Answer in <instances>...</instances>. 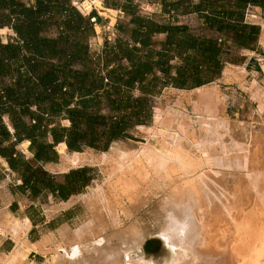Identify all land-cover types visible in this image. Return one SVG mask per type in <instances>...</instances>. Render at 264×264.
Here are the masks:
<instances>
[{"label":"crops","instance_id":"0c3cea01","mask_svg":"<svg viewBox=\"0 0 264 264\" xmlns=\"http://www.w3.org/2000/svg\"><path fill=\"white\" fill-rule=\"evenodd\" d=\"M56 1L62 12L61 17H55L59 21L67 14L65 10L69 8V0ZM101 4L100 9L95 10L98 18L96 22H90V32L86 38L88 55L93 61L87 65L101 71L100 75L113 66H103L105 41L108 39L114 43L116 38H120L131 46L135 27L132 23L140 17L153 21L159 30L185 25L195 37H218L221 40L217 44L221 46L219 75L193 88L181 89L168 84L154 95H147L151 119L158 107L155 102L157 96L166 90L168 93L191 94L198 88H218V83H238L250 74H257L256 70L260 69L261 63H256L254 68L251 64L256 62V55L264 53L260 41L264 32V0H101ZM31 6H35V0H0V43L10 44L0 48V255H6L17 247L8 231L14 220L20 225L29 224L22 234L28 244H40L42 241L46 247L49 235L59 240L62 230L70 228V218L66 216L86 200V195L102 174L98 157L116 145L141 142L144 131L140 127L149 125H134L124 135L110 140L106 147L104 143L108 134L102 135L94 147L82 142L78 150L68 148L67 142L73 141L71 122L64 118L63 112H48L45 103L41 104V99L34 97V90L45 91V87H41L34 77L29 61L25 62V58L29 59V52L13 29V24L20 19L17 12L23 13ZM81 15L85 20L88 17V13L81 12ZM217 22L228 23L227 31L219 32L215 26L209 25ZM247 25L255 27L249 28ZM255 29H258L256 41L249 48L240 46L239 40H236L239 33L243 32L244 35L250 31L253 35ZM59 34L55 24H50L40 33L52 38ZM165 38L166 32L154 33L153 48L160 50ZM16 44L20 49L17 50L18 56L14 57L11 52ZM136 45L139 46V43ZM143 55L144 51L140 50L136 52L133 63L123 57L121 64L130 69ZM153 58H158L157 52ZM167 58L169 64L174 66L171 73L176 65L184 62L174 49L167 52ZM95 60L98 61L96 64ZM65 65L72 70L71 77L63 83L66 85H70L75 81V75L79 76L88 68L78 62ZM240 69L244 73L237 78L235 74ZM255 81V86L259 85ZM141 95L137 89L133 91L134 97ZM76 99L74 94L69 107L75 105ZM102 112L106 113V110L102 109ZM61 144L64 145L63 153L58 150ZM73 154L86 155V161L83 159L79 164L72 165L68 158ZM33 249L26 253L24 263L38 264L49 253L43 254Z\"/></svg>","mask_w":264,"mask_h":264},{"label":"trees","instance_id":"16d2710c","mask_svg":"<svg viewBox=\"0 0 264 264\" xmlns=\"http://www.w3.org/2000/svg\"><path fill=\"white\" fill-rule=\"evenodd\" d=\"M65 12L67 14L63 19L55 20L56 16L62 15L58 2L35 0L34 7L25 9L23 13L17 12L20 19L13 24V29L29 52V59L25 58V62L29 61L34 77L41 87H45V91L34 90V97L40 98L41 104L45 103L48 112H63L64 118L71 122L73 141H66L68 148L78 150L82 142L94 147L102 135L108 134L104 143L106 147L110 140L124 135L134 125L150 122L151 106L147 95H154L168 84L181 89L193 88L220 73L222 63L218 57L221 46L217 44L221 40L218 37H195L185 25L159 30L153 21L140 17L132 23L135 27L132 30L131 46L120 38H116L114 43L108 39L105 41L103 66H113L100 75L101 71L87 65L93 63L88 55L86 38L90 32V22L94 23L98 18L95 9L88 13L85 20L69 0V8ZM50 24H55L59 29L60 34L55 38L40 35ZM209 25L215 26L219 32L227 31L228 28V23ZM159 32H166V38L161 49L155 50L152 35ZM242 34L240 32L236 40H239L240 46L249 48L257 39L258 29H255L253 35L250 31ZM9 45L0 43V48ZM16 47L11 52L14 57L18 56L17 50L20 49L18 44ZM172 49L184 59L182 64L175 66L173 73L171 68L174 66L169 64L167 58V52ZM140 50L144 51L143 58L130 69L123 67L121 59L125 57L133 63L136 52ZM155 52L158 56L156 60L153 58ZM71 62L82 63L88 68L80 72L79 76L75 75V81L70 85H66L63 83L71 77L72 70L65 63ZM97 62L95 60V64ZM135 89L142 95L134 97ZM74 94L77 96L76 103L69 107Z\"/></svg>","mask_w":264,"mask_h":264},{"label":"rangeland","instance_id":"374dc122","mask_svg":"<svg viewBox=\"0 0 264 264\" xmlns=\"http://www.w3.org/2000/svg\"><path fill=\"white\" fill-rule=\"evenodd\" d=\"M100 2L101 0L94 2L96 9H100ZM262 28L264 31V22ZM256 63H261L260 69L256 70L257 74H250L238 83H218V88H198V91L190 92L191 94L168 93L167 90L160 93L155 100L158 107L155 108L149 125L140 127L144 131L141 142H128L125 146H118L136 152L141 143L152 139L196 167H201L196 174L206 173L210 186L216 193L223 189L230 190L238 199L239 208H247L250 205L247 196L250 185L257 179H264V53L256 55L252 68ZM255 79L259 83L255 89L263 91V96L255 90L251 91V87L248 88L251 82L256 83ZM242 84L246 86L243 87ZM108 172L109 167L102 164V174L89 193L102 186ZM144 174L145 178L143 176L137 179L139 184L137 183L136 194L130 199L122 200L118 222L102 231L96 225L92 226V230L95 228L92 236L96 234V250H103L105 247L125 248V244L128 241L130 244L134 236L142 235L144 240L141 246L132 249L133 254H130L134 258L141 254L154 261L153 264H166L171 259V249L157 235L166 210L175 207V187L178 180L176 178L173 182L160 178L154 164L146 163ZM85 201L66 216L70 218V228L62 230L59 240L48 236L46 247L43 245L44 252L38 251L49 253L38 264L53 263L56 260L54 251L70 250L71 244H74L71 241L72 232L90 219V209ZM85 256L86 264L94 260L91 255L88 258L84 253L78 259L84 261ZM81 257H84L83 260ZM69 262L78 264V260L70 261L67 257L60 258L55 264H70Z\"/></svg>","mask_w":264,"mask_h":264},{"label":"bare ground","instance_id":"6f19581e","mask_svg":"<svg viewBox=\"0 0 264 264\" xmlns=\"http://www.w3.org/2000/svg\"><path fill=\"white\" fill-rule=\"evenodd\" d=\"M83 6H86L84 9L90 7L88 3ZM260 41L264 47V32ZM243 73L240 69L235 76L241 77ZM249 87L263 96V91L255 89L254 82ZM153 141L141 143L136 152L116 145L98 157L99 163L109 167V172L102 186L86 195L90 219L72 232L71 241L74 244H71L70 252L67 249L54 251L56 260L48 264H55L65 257L70 261L78 260V264H86V256L83 257L84 261L78 259L83 253L94 259L89 264H153L154 261L141 254L138 258L132 255L133 250L141 246L144 240L142 235L134 236L130 244L129 241L125 244V248L116 246L103 250H96V234L92 236L95 229L92 230V226L96 225L102 231L118 222L121 202L136 194L137 179L145 178L146 163L155 165L160 178L173 182L176 178L178 180L175 207L166 210L157 235L171 249V259L166 264H264V179H257L250 185L247 194L250 205L245 209L239 208V201L230 190L223 189L216 193L206 173L196 174L201 167ZM58 150L63 153L64 145H59ZM86 157L73 154L68 159L75 165L83 159L86 161ZM28 225L25 223L20 228L17 220L10 223L8 231L17 247L6 255H0V264H25L26 253L32 248L44 252L42 241L40 244H28L24 235L22 237L24 232L21 230Z\"/></svg>","mask_w":264,"mask_h":264},{"label":"built area","instance_id":"2783aa9c","mask_svg":"<svg viewBox=\"0 0 264 264\" xmlns=\"http://www.w3.org/2000/svg\"><path fill=\"white\" fill-rule=\"evenodd\" d=\"M72 4L79 10L81 11L82 13H84L85 11L87 13H89L92 9H95L96 10V5L95 3L93 2V0H82V1H79V2H76V1H72ZM84 3H88V5L90 6L89 9H84L86 6H83ZM101 3V2H100ZM93 20V19H92Z\"/></svg>","mask_w":264,"mask_h":264}]
</instances>
